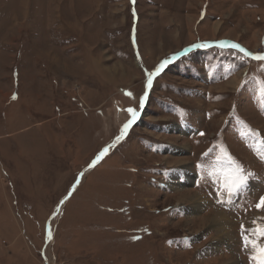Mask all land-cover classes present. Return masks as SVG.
I'll list each match as a JSON object with an SVG mask.
<instances>
[{
	"label": "rangeland",
	"instance_id": "obj_1",
	"mask_svg": "<svg viewBox=\"0 0 264 264\" xmlns=\"http://www.w3.org/2000/svg\"><path fill=\"white\" fill-rule=\"evenodd\" d=\"M220 42L264 54V0H0V264H255L264 61Z\"/></svg>",
	"mask_w": 264,
	"mask_h": 264
},
{
	"label": "snow or ice",
	"instance_id": "obj_2",
	"mask_svg": "<svg viewBox=\"0 0 264 264\" xmlns=\"http://www.w3.org/2000/svg\"><path fill=\"white\" fill-rule=\"evenodd\" d=\"M135 0H133V3ZM135 15V13H133ZM135 43V41H133ZM211 44H202V45H194L193 47H211ZM217 47H231L233 49H236L244 54V56H250L252 59L264 61V54H258L253 55L243 48H241L237 44H228L227 42H220L216 45ZM187 51V50H186ZM169 60L162 61L161 64L152 72L146 73L147 75V88H151L153 77L158 75L165 66L169 63ZM262 92H264V88L261 89ZM127 95H131V93H127ZM15 98V97H13ZM141 104L143 105V98L141 99ZM127 111L130 113L132 120L129 121L128 124L124 125V129L121 132L120 136H118L117 142L121 140L127 133L129 127L131 124L135 121L137 117V113L135 110L129 108ZM203 135V133H201ZM109 147H112L110 145ZM109 151V148L103 149L96 159L92 162L89 167H93L100 159H102ZM219 159V158H218ZM221 166L224 171H221L219 173H210V175H214L216 179L214 180L215 183H218L220 185V188L222 189L223 193H226L229 197L236 195L239 193L244 187H246L247 184V177L244 173V170L239 166L235 165V162L232 160L230 156L225 152L224 153V160L220 162ZM197 167H201L200 165H197ZM75 189H73L74 191ZM257 210H264V196H262L259 200V202L255 205ZM255 224L256 222L253 221ZM251 232V236L254 238H250V236L246 233ZM241 236L244 242L245 248H251L253 255L251 256V259L255 262V264H264V244L259 243V241L264 238V225H258L257 227L253 229H245L244 225H241ZM49 237H51V233L49 232Z\"/></svg>",
	"mask_w": 264,
	"mask_h": 264
},
{
	"label": "bare ground",
	"instance_id": "obj_3",
	"mask_svg": "<svg viewBox=\"0 0 264 264\" xmlns=\"http://www.w3.org/2000/svg\"><path fill=\"white\" fill-rule=\"evenodd\" d=\"M238 81V80H237ZM233 82V79L232 80H230L229 82H226L228 85L230 84V83H232ZM197 204V203H196ZM198 205V204H197ZM193 207L194 208H196V206H195V204H193ZM199 207V206H198ZM260 216H264V214L263 215H261L260 214ZM260 216H258V217H255V219H259L260 218V221H261V219H263V217H260ZM261 223V222H260ZM249 224H251V222H249Z\"/></svg>",
	"mask_w": 264,
	"mask_h": 264
}]
</instances>
